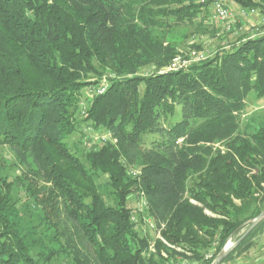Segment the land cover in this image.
<instances>
[{"label": "trees", "instance_id": "16d2710c", "mask_svg": "<svg viewBox=\"0 0 264 264\" xmlns=\"http://www.w3.org/2000/svg\"><path fill=\"white\" fill-rule=\"evenodd\" d=\"M214 1L264 12V0H0V264H211L243 236L264 210V112L243 119L264 100V34L182 65Z\"/></svg>", "mask_w": 264, "mask_h": 264}, {"label": "rangeland", "instance_id": "374dc122", "mask_svg": "<svg viewBox=\"0 0 264 264\" xmlns=\"http://www.w3.org/2000/svg\"><path fill=\"white\" fill-rule=\"evenodd\" d=\"M233 11L235 12V16H236V21H234V26L235 28H232L230 30H226L225 28H223V25L219 22V21H210L209 24H211L210 26H212V28L207 29V35H203V37H197L195 36V38H191L192 40H194L195 42H197L199 44V48L194 47L192 48L190 45L187 46L190 49V54L193 52L196 53L197 55H202L204 54L205 56L207 54H210L211 52H213L215 49H217L218 47H220L224 42H231L233 40H235L238 36L240 35H245L249 36V37H253V36H258L260 34H263L264 31V24L261 22V19L255 18L253 16H251V14H243L242 12L244 11V9L242 7L233 5ZM261 11V10H260ZM247 12V11H246ZM241 16V17H240ZM208 24V25H209ZM214 26H216L218 28L217 31H214ZM188 29V28H186ZM190 32H192L194 30V27H189ZM187 30L184 31H180V32H174L175 35H177V37H179V39H184L182 38L183 35ZM212 31V34L210 33ZM192 34V33H191ZM191 39L187 40V42L183 41L182 42L184 44H192V42L190 41ZM190 41V42H189ZM186 55V54H185ZM188 56V54L186 55ZM181 57L183 56H178L174 59V66H178L179 64V60L181 59ZM171 64V65H172ZM144 73V72H142ZM89 89V90H88ZM84 94V100H82L81 102V107L82 105L87 106V100L89 101L90 96H88L87 93H89L91 87H89ZM87 92V93H86ZM250 104L252 105V109L249 108V111L244 114L243 119L245 118H250L254 115H256L259 112H264V106L260 107L261 104H264V100L258 102L254 99H251ZM86 109V108H85ZM179 113L177 114V117L179 115V118L181 117V112L180 109H178ZM82 113H83V109H82ZM104 137H106L107 139L105 141H111L113 143L117 142V139L111 134V133H106V134H100ZM91 136H95V133H92ZM110 136V137H108ZM156 138V135L154 134H145L144 136V146L145 147H149L151 145L152 140H154ZM69 140H71L69 143L70 144H74L72 143V141L78 140V138H74L73 136L69 138ZM92 140L95 142L96 138H92ZM98 141V140H97ZM183 141V139H182ZM182 143V142H180ZM131 169L135 172H139L140 168L133 165L131 167ZM132 171V172H133ZM144 204V201H143ZM142 205V203H141ZM145 205V204H144ZM148 220V226H144L146 231H149L150 233H154L153 231L155 230V223L152 219H147ZM263 221V220H262ZM261 221V222H262ZM245 231V229L243 231H241V233H239L237 236H235L233 239H230L227 241V243L229 242V244L234 243L235 239L242 234ZM157 235L160 236V233L157 232ZM226 243V244H227ZM242 247L240 248L239 252L236 253V256H239V260L236 264H259L261 263L262 260H264V223L261 226V229L258 230V232H256L253 236H252V248L250 252L244 253L242 254L241 252L244 251L242 250ZM221 264H230L228 263V261H224Z\"/></svg>", "mask_w": 264, "mask_h": 264}, {"label": "built area", "instance_id": "2783aa9c", "mask_svg": "<svg viewBox=\"0 0 264 264\" xmlns=\"http://www.w3.org/2000/svg\"><path fill=\"white\" fill-rule=\"evenodd\" d=\"M210 11H211L210 21H212V22L213 21H219L223 25V28H225L227 31L232 29V28H235V26H234V21H236L235 12L233 11V9L231 7L227 6L223 1H214L210 5ZM248 13L251 14V16H253L255 18L261 19L262 20L261 22L264 24V12L253 8V9H249V10H244L242 12V15L248 14ZM263 34H264V31H263ZM190 56H191V59L186 60V61L184 60L182 65L189 64L191 61H199V60L206 58V56L204 54L197 55L196 53L193 54V52L191 53ZM173 64L171 66L165 68L164 71L173 70V69L177 68L180 65V60H179L178 66H174ZM108 86H109L108 80L106 78H104L101 83L91 87L88 96H90V98H92L94 95H102L107 91ZM85 108H86V105L84 103V105H82L83 113L85 111ZM90 130H91V128L87 129V131H90ZM93 137L96 138V140H98V141L107 139L106 137H104L98 133H95V136H93ZM108 137H110V136H108ZM179 142H182V139H180ZM207 257H212V254L211 253L208 254ZM172 264H194V263L189 258L179 257ZM259 264H264V260H262L261 263H259Z\"/></svg>", "mask_w": 264, "mask_h": 264}, {"label": "water", "instance_id": "95a60500", "mask_svg": "<svg viewBox=\"0 0 264 264\" xmlns=\"http://www.w3.org/2000/svg\"><path fill=\"white\" fill-rule=\"evenodd\" d=\"M262 220H264V210L257 217L247 222V224H249V227L243 234V236L234 243L229 244L228 242L211 264H221L235 248V246L241 241V239H243L249 232H251Z\"/></svg>", "mask_w": 264, "mask_h": 264}, {"label": "crops", "instance_id": "0c3cea01", "mask_svg": "<svg viewBox=\"0 0 264 264\" xmlns=\"http://www.w3.org/2000/svg\"><path fill=\"white\" fill-rule=\"evenodd\" d=\"M239 258L240 257L239 256H236V254H235L233 259L228 260V263H230V264H236L238 262ZM262 258H264V257H262Z\"/></svg>", "mask_w": 264, "mask_h": 264}]
</instances>
